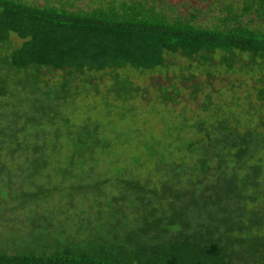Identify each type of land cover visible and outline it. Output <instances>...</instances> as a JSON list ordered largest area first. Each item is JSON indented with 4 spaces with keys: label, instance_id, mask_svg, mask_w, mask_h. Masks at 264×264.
Wrapping results in <instances>:
<instances>
[{
    "label": "trees",
    "instance_id": "trees-1",
    "mask_svg": "<svg viewBox=\"0 0 264 264\" xmlns=\"http://www.w3.org/2000/svg\"><path fill=\"white\" fill-rule=\"evenodd\" d=\"M226 10L222 26L206 28L172 21L144 1L73 12L0 0V186H9L15 173L32 182L55 168L68 181L81 170L88 173L82 181L91 179L86 188L108 200L93 221L90 211L77 235L51 230L46 219L31 238L41 251L2 252L0 264H264V231L255 230H264V121L243 126L218 112L170 127L177 136L191 128L195 138L166 146L145 141V152L133 160L143 165L145 156L152 169L142 179L121 173L113 193L103 189L112 180L92 179L119 146L117 134L94 121L74 124L67 113L88 96L90 73L106 70L113 79L104 97L112 108H125L141 89L122 72L161 70L167 55L208 66L222 53L229 73L261 72L264 101V32L251 26L264 20V0ZM13 36L22 41L18 47ZM54 74L57 79H46ZM161 93L162 103L176 101L167 89ZM19 195L23 204L48 196L43 190Z\"/></svg>",
    "mask_w": 264,
    "mask_h": 264
},
{
    "label": "rangeland",
    "instance_id": "rangeland-1",
    "mask_svg": "<svg viewBox=\"0 0 264 264\" xmlns=\"http://www.w3.org/2000/svg\"><path fill=\"white\" fill-rule=\"evenodd\" d=\"M24 1L35 6H56L73 12L108 8L112 4L118 7L124 2L131 4L144 1L148 7L155 6L157 11L164 13L172 21L182 19L206 28L222 26L220 19L227 15L226 9L229 6L240 8L244 2V0ZM248 20L246 19L247 22ZM251 26L264 32V20H254ZM12 40L16 45L14 47L22 43L16 36H13ZM222 62V53L214 54L208 66H204L196 59L188 60L180 55H167L166 66L161 70L136 72L128 68L126 73L122 74L129 76L135 87H140L141 91L134 95L131 103L121 109L127 112L132 109L125 118L120 116L121 110L112 108L114 106L108 103L107 97H104L108 95L113 79L112 71L90 73L91 81L86 86L89 90L88 96L78 97L75 109L68 108L67 113L72 115L74 124L89 120L106 125L108 133L112 137L117 134L115 137L119 141L117 142L119 146L110 150L111 153L106 159L102 158L92 180H112L104 185L103 189L114 193L112 183L120 178L121 173L127 175L126 177L133 174L138 179L144 178L152 169L148 159L142 156L143 165H138L133 158L145 152V141L158 139L166 142L164 144L166 146L177 138L193 139L195 136L193 137L191 128L179 131L178 136L171 128L175 126L172 129L177 130L176 128H181L183 124L186 127L192 126L214 116V113L221 112V117L234 116L235 122L239 121L237 123L243 126L249 124L259 126L264 121V101L259 99L257 89L261 87L258 84L261 72L229 73ZM57 75H61V72ZM57 75H46V79L49 80L51 77L57 79ZM173 86L177 89H173ZM163 88L167 89L176 101L162 103L158 96L162 94ZM108 98L113 101L115 99L113 95ZM124 131V135L118 137V134H123ZM125 140L131 141L125 144ZM58 162L61 163V168L66 163L62 158ZM54 169H47L42 177L32 182L25 176L22 178V173H15L9 186L5 183L0 186V253L14 254L19 252L20 248H37L41 251L39 242L31 238L34 235L33 230L40 231L38 227L45 223L46 219L51 230L77 235L82 224L90 218V211L92 213L90 219L93 221L99 211L106 210L108 200L103 193L94 192V188H86L91 184V179L84 178L82 181V177L88 175L87 172L79 170L80 177L67 181L61 176H56ZM81 184L87 185L84 189L77 188ZM42 190L47 192V198L43 195L28 201L26 199L25 204L20 199L19 192L33 193ZM113 193L110 194V198L113 197ZM261 227L263 226H257L255 230L263 232Z\"/></svg>",
    "mask_w": 264,
    "mask_h": 264
}]
</instances>
